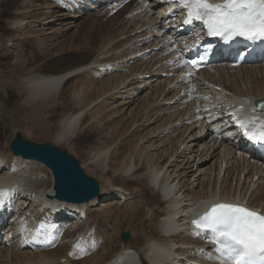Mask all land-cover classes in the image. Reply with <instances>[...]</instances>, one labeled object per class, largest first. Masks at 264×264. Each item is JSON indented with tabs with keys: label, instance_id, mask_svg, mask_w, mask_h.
Segmentation results:
<instances>
[{
	"label": "bare ground",
	"instance_id": "6f19581e",
	"mask_svg": "<svg viewBox=\"0 0 264 264\" xmlns=\"http://www.w3.org/2000/svg\"><path fill=\"white\" fill-rule=\"evenodd\" d=\"M210 2L221 3L223 2V0H210ZM134 3L135 0L133 1V4ZM146 3L149 4H146L145 10L141 12L142 17L145 19V21L143 20V23H138L141 24L140 27L135 28L137 32H140L139 34L131 33L132 39L129 40L128 43L130 44L132 42V44L130 46H124V50L120 48L116 50H111L110 48L108 49L107 46L110 43V40L108 39L109 42L107 43L106 36L105 45H103V47L97 52H95V49L93 50V48L91 49L89 47H85L84 51L73 58H55L53 57V55L55 54H49L51 57H53L52 61H49L48 63H45L43 65H39L31 69L30 71L28 70V73L24 72V70L28 66L34 67L35 59L32 58L31 60L29 57H25L26 64L23 66V68L20 69V71L22 72L20 73V75H23V73H25L26 75H28V77L26 81H24L23 79V83L19 84L20 89L18 90L21 95H23L22 105L39 107L49 106V110H55L59 108L58 106L62 107V105L65 104L62 103L61 100H65L67 98L68 90L66 89V87L67 85H69L73 77L81 75L84 78L88 76V71L95 68H97L98 72L95 70L96 72L93 71L91 73L96 77L97 75H101L102 73L109 74L108 72H102L100 70L101 66L107 64L120 71L129 66L130 62L135 63L134 61H132V57H134L138 53L144 52L149 49H151L152 51L155 48L162 49V45L164 44L163 40H159L157 38V33L154 34L151 32V30L156 29L160 24L159 20L161 19V17L159 16V14L166 9L164 5L165 1L160 2L158 0H154L152 2L147 1ZM143 5L144 4L142 2L139 7H137V4L135 8H138L137 10H139ZM49 6L50 5H47V9H49ZM131 6V3H129L127 9L129 10V12L133 13L134 10L131 9ZM115 18L116 19L112 23H109L110 27H106L107 29L117 28L116 22H118L120 19L117 21L118 18ZM22 23L23 22L21 21V19L17 18L12 22V27H7L4 24H0V32H3L4 30L5 32L8 31V33L12 32L11 29L15 30L19 27H23L22 25L24 24ZM152 38H154L153 43L147 44L146 41H144ZM11 41L12 40H9L7 44L10 45ZM29 42L28 43L31 44V42L33 41ZM13 46H15V44L10 46L11 49ZM18 49L16 48V50ZM104 49L108 50L106 51ZM118 50H121V52L117 53L116 56H108L110 53H114ZM10 51L12 53V50ZM125 52L128 53V55L130 54V56L126 55ZM58 53L60 54V51ZM59 56L64 55L62 53V55ZM113 56L115 58L112 59ZM157 57L158 55L154 56V58L150 61L143 62L144 66H141L138 69L134 68L135 70H131V75L129 77L127 76L125 78V76H123V78L125 79H122V76L114 75L112 79L110 78L104 80V82H101L99 79L94 81L92 80V82L84 80L83 83L85 84L76 92V94H78V97L73 93L71 94L73 95V97L75 96V102L77 104L79 100L78 105H81L83 103L86 108L87 105L90 107L92 105L94 106L91 100L90 103L92 105H89L87 99L92 97L96 98V96H92L95 95V93L99 94V96L97 95L98 98H100L101 96V98H103L106 92L112 91L113 93L117 91L115 92L116 94H114V96L118 94V96H120V93H122L120 91L121 88L127 89V92L135 90L136 92L141 93V91L143 92V90L151 87V85H153L154 83L152 81H143V77L151 68V64L153 67L161 65L162 61H156ZM15 58L17 59V57ZM128 58L129 60H131L129 61ZM126 62H128V65L124 66L123 64ZM149 74H151V72H149ZM134 75L136 77H134V79H131V77ZM199 75L203 76L202 78L204 79L206 86L209 87L206 92L208 94L206 102H215V105L218 109L227 108L230 110L231 102L234 99L240 101V103L243 105H246L247 103L250 104L251 102L252 104H254L255 101L258 102L260 100H264V63L257 66H244L237 69H232L228 65L222 64L210 70L203 71ZM19 80H21V78ZM135 80L136 82L132 84V82ZM9 82L13 87L14 84L12 83V81ZM163 83L165 84L160 93H157L158 90L155 89L154 96H156V99L152 98V103H150V101L148 100L149 103L146 105L143 100V106L137 108V111L134 113H137V116H133L134 111L130 113L131 118H133V121L131 120L132 124L135 122V118L140 115L142 116L137 122L141 123L142 121L143 128H148L154 123H160L159 125H156L149 130H142V133L143 131H145V133H143L140 137H137L133 141L131 140L130 142H135L136 144H138L137 146L135 145L136 147L134 146V148L129 149V153L125 155L124 153L127 150L124 149L122 152L120 151V153L115 154L114 157L107 156V154H104L103 151L95 152V155L93 154L94 151L88 153L91 161L90 164L93 167L92 171H95V173L99 174V176H101V172L105 175L110 172V176H106L105 185L100 190V195L88 203L72 204L56 200L53 197V180L48 168L33 159L25 160L20 156L16 157L12 155L10 151L8 152V149L6 148L3 152V147L0 145V190H4L9 193V196L6 198V203L9 200L16 203V219H18L19 221V226H22L25 229H30L31 227H35L38 220H44L45 218H49L53 225L56 224L55 226H53V229L56 230V246L53 249L38 250L35 252L23 251L22 249H20V245L17 240L12 244L11 247L0 249V264H77L73 263L72 261H75V258L79 255L77 250L75 251V256L71 257L68 253L70 249L67 251L68 248L65 246L66 244L61 246L59 245L60 242H65L66 240H68V237L73 236V234L69 233V230L72 227L75 230L78 227L83 228L84 224L87 223L86 220H88L89 216L94 215L93 213H98V218L96 217L97 219L104 220L109 216L111 220L115 217V220L113 221L114 223L112 225L116 226V229L119 228L118 225L120 223L127 224L129 225L128 227H130L138 222L139 218L143 214H141V210L143 209H149L145 212L147 213L146 219L150 220V223H155L153 224V228L155 231L150 230L151 232H153V234L145 232L144 227H148L150 226V224H145L143 221H141L142 227L138 228L137 232L133 231L132 235L130 233V238H128L127 244H124V241L121 238L122 231L120 229L119 231L113 228L114 230H112V233H110L111 235L109 236V239L106 238L107 235L105 237L107 243L106 246L101 248L100 246H96L95 244V250L90 252L93 256L90 257L85 255L83 258H79L80 263L78 264H129L131 262H133L134 264H176L178 262H181L183 259L202 261V257H200V255L194 249L197 246L206 245V243L203 242L201 238L191 236V234L195 232L192 230V227L190 225L184 224L186 227H182L179 230L178 226L176 225L178 218V223L189 222L190 218L196 215V205L198 211L201 208V211H204L205 207L208 208L207 205L209 204V201L215 196H219L218 198L220 200H233L236 198L247 200L249 206L253 208H262L264 212V163L255 159L253 156H250L249 151L245 147V144L242 143L240 139L236 141L232 146V144L222 138L208 139V134L206 136H199V124L192 125L191 123L193 121H196V117L198 113L201 112L203 108L202 104L205 103V101L194 100L184 109L183 107H181L179 102H181V100H186V98L179 99L178 97L180 92H177L175 89H170V85H172L173 82L166 81ZM4 88V83L0 78V91ZM202 88L205 89V87ZM152 92H150V94ZM12 93L13 92L10 93L9 102L15 100L16 96ZM83 93L84 96H82ZM113 93H109L108 95L106 94L105 96L109 97V95L111 96V94L113 95ZM63 94H65V96ZM136 94V96L139 95L138 93ZM243 97H245L246 99H243ZM135 98L136 97L134 96V99ZM130 99L132 98L130 97ZM97 102H99V100ZM106 103V101H103L101 104H98L96 107H94L93 110H91L92 112L90 113V119H94L97 115V112L99 113L101 111V114H104L102 113V109L104 111V109L108 107L106 106ZM109 103L113 104L111 100ZM171 103H175V105H167ZM129 104L130 102L126 103L124 101L122 106L126 107V105ZM118 105L121 104L119 103ZM161 106L162 109L159 111L158 107ZM209 106H211V104ZM66 107L67 106H63V108ZM114 109L115 108H113V110ZM171 110H175L176 113H173L171 117L161 118L162 113L164 114L165 112H169ZM119 113H121V111L116 110V113L113 114L117 115ZM141 113H143V115ZM9 114L10 116H12V114L14 113L12 110H10ZM82 114L78 110H76V113H72L71 111L70 114H68L59 123L60 130H58V132L54 135V140L56 142H64V140L70 141L73 140V138L77 137L79 133H81L82 129ZM200 116H203V114H201ZM96 118L95 120H97ZM162 119H166L165 122L162 121ZM261 121H264V119H262ZM13 122L15 123L16 121ZM112 122L113 121L107 122L109 123L108 128L112 127L114 129L112 134H108V138L105 137L109 140V143L110 141L114 143V141L122 136V132L119 128L120 121L114 124H112ZM9 123L11 124L12 121H0V141L8 131L7 125ZM180 125L184 126V134L183 136L181 134L180 138L178 136V140H174L171 135L178 130V127ZM41 128L44 129V127ZM143 128L135 131L133 136L140 134L141 129ZM16 129L19 130L18 128ZM95 131H93L92 133L94 134ZM98 131L97 134L100 132ZM204 131L205 130H203V132ZM107 133L109 132L107 131ZM15 134L16 130L13 129V136H15ZM186 134V139H183ZM233 134L235 135V132H233ZM161 135H164L163 139H166L168 137L167 140L164 141L168 142V146H170L166 149H163L162 151H159V153L155 156V153L152 152L155 146L154 141L156 138H160ZM78 138L79 137H77V139ZM174 141H177V143H173ZM107 143V141L106 143H103V145L106 146L105 148L109 146ZM140 144L142 146L137 149ZM157 148L154 150L156 151ZM97 150L95 149V151ZM148 151L149 153L146 154ZM147 156L148 158L150 156H155L157 157V159L155 161L150 160L147 159ZM108 157L110 158V161L108 160ZM116 159L118 160V162H115ZM14 161L15 166L13 165L14 167L10 169ZM151 162L153 164H151ZM27 164L37 165L40 167V170L36 169L30 172L28 170V167L26 166ZM2 166L4 167L5 171L1 170ZM6 166H8L9 168L6 169ZM43 169L49 173V176L48 178H45L44 181H40L37 178L38 175L43 172L41 171ZM223 170L224 175L223 178H221ZM236 173L237 178H235ZM33 175L34 177L36 176V180L34 179L35 181L32 180L33 178L31 179ZM231 178L233 181L234 179L237 180L235 189L230 184L229 179ZM117 181H119L120 184H118ZM48 183L49 186H47ZM196 186L199 188L197 190L198 192L195 194L193 193L194 195H191V190H194ZM125 188L131 189L132 193L137 195L138 197L141 196L142 193L145 194V191H147L151 197L149 199L145 198V200L139 202L136 207L133 206V208L131 209L117 211L112 208V205L114 204L113 201L116 199L125 201L129 199V196H131V194H127V190ZM145 197H147L146 194ZM192 203L195 204L193 205ZM151 204H154V206H152ZM150 205L151 207L148 208ZM19 206L22 207L19 208ZM63 211L66 213L65 217L61 216ZM156 212H158V215L156 214ZM73 215H75V219L71 220L73 218L70 217ZM83 215L86 217L81 221L80 216ZM66 221H68L69 223L71 222V227L69 226V230L61 235L64 228L62 230H59V228L62 227V224H66ZM32 222L34 223L32 224ZM184 230L186 231V235ZM88 231H84V234L87 235V237H85V245L87 246L86 248H91L93 243H95L94 241L96 239V234L93 231ZM180 231L184 232L177 233ZM128 233L129 232H124L122 234L126 235ZM116 236L117 239H119L120 237V241L122 242L121 243L119 241L120 245L118 248H115L113 246L114 239L117 240L115 238ZM184 245L189 247L187 251L181 249V247ZM162 255L164 257H162Z\"/></svg>",
	"mask_w": 264,
	"mask_h": 264
},
{
	"label": "rangeland",
	"instance_id": "374dc122",
	"mask_svg": "<svg viewBox=\"0 0 264 264\" xmlns=\"http://www.w3.org/2000/svg\"><path fill=\"white\" fill-rule=\"evenodd\" d=\"M145 1L143 0V4H149L146 2L147 1L152 2L153 0H147L146 2ZM163 1H165V0H163ZM128 4L122 8L123 13L120 11V13H117L118 15L113 14V12H111L110 9H104V10L100 9V13H96V14L92 13L89 15L87 14V15L80 16V15L67 14L66 11H64L65 9H62L63 6L62 7L59 6L60 4H58V2L55 0H47V1L46 0H6V1L0 0V8H1L0 9V21H1L0 24H2V25L4 24L7 27H12L13 26L12 22L17 18L21 19V21L23 22L22 24H24V25H22L23 27H21V28L19 27L15 30L11 29L12 32H9V33H8V31L5 32V30L3 32H0V78L2 79V81L4 83V87H5L3 90L0 91V100H1V102H0V104H1L0 105V121H12L11 124L10 123L8 124L10 126L7 125L8 131L1 138V141H0V145L3 147V152H4L5 148L8 149V152L10 151L9 150L10 141H12L15 137V136H13V129L18 128L19 130H21L23 132L24 136L28 140L36 141L40 144L50 143L53 146L61 149L62 151L70 154L71 156H73L77 161H79L81 167L83 168L84 172L88 176L93 177L94 179H96L100 182L101 189H102L103 186L105 185L106 176L107 175L110 176V172H108L106 175L101 172V176H99V174L95 173V171H92L93 167L90 164L91 161H90V157H89L88 153L94 151L93 152V154H94L95 152H98V151L102 152L103 151L104 154H107V156L114 157L115 154L120 153V151L122 152L125 149V150H127L125 153L123 152L125 155V154L129 153V149L134 148L135 145L136 146L138 145L135 142L132 143L130 141L131 140L133 141L134 139H136L137 137H140L143 133H145V131H143V133H142V130H149V129L155 127L156 125L160 124V123H157V124L154 123L151 126H149L148 128L147 127L143 128L142 127V121H141V123L137 122L142 117L141 115L138 116L137 118H135V120H134L135 122L132 124L133 118H131L130 113L134 111L133 112V114H134L137 111V108H140L141 106H143L142 105L143 100H144V103L146 105L149 103V101H150V103H152L153 101H151V99L156 97V96H154L155 95V93H154L155 89L158 90L157 93H160L163 89L164 84H165L163 82H160L157 85L155 84L156 86L154 85L153 87H151L154 90L151 94H150V92L148 93V90L147 91L143 90V92L145 91V93H143L141 91L142 94L140 92H136L135 90L129 91L130 92L129 93V92H127V89H122V88L120 90L122 92V93H120V96H118L119 94L114 96V94H116L115 92H117V91H115L114 93H113V91L112 92H106L107 95L109 93H113V95L112 94H111V96L109 95L110 98L105 96L106 94L103 96V98H101L102 96L100 98H98L97 95L99 96V94L95 93V95H92V96H96V98L92 97V98L87 99L88 104L89 105L91 104L90 103V100H91V102H92V104H94V106L91 104L92 105L91 107L87 105V107L85 108L83 103L81 105H78L79 100H78V104L75 102V96L77 95V97H78V94H76V92L78 91L79 88H82V86L85 84V83H83V81L87 80V81L92 82V80L94 81V80L99 79L101 82H104V80H107L110 78L112 79L114 76V75H110V74H106V73H102V74L100 73L101 75H97V77H96L94 74L91 73V72L95 71V69H93V70L88 71L89 72L88 76H86L84 78L81 75H77L71 79L69 85H67L68 88L66 87V89L68 90L67 91L68 94L66 93L67 98L65 100L64 99L61 100V102L65 103L66 105L64 104V105H62V107L58 106L59 108H57L55 110H49V106L48 107L26 106V105L23 106L22 105L23 95H21V93L18 91L20 89L19 84L23 83V79H24V81H26L27 77H28V75H26L25 73H23V75H20V73H22L20 71V69L23 68V66L26 64L25 57H29L31 60H32V58L35 59L34 67L28 66L24 70V72L28 73V70L30 71L31 69H33L39 65H43L45 63H48L49 61H52L53 57H55V58H57V57L73 58L75 56H78L82 51H84L85 47H89L91 49L93 48V50L95 49L94 51L97 52L99 49H101L103 47V45H105V41H106L105 37L106 36H107V43L109 42L108 39L110 40V43L107 46L108 49L110 48L111 50H116V49L120 48V49L124 50L125 49L124 46H128V45L130 46L132 44V42L130 44L128 42H129V40L132 39L131 33L139 34L140 31L137 32L135 28L140 27L141 24H138V23H140V22L143 23V20L145 21V19L142 17V14H141V15H137V16L133 17L132 19H130L131 22L125 20L123 16L127 15L129 17V15L132 14V12H129V10L127 9ZM134 4L135 5H133V6L136 7L137 4L136 3H134ZM140 4H142V3H140ZM140 4H138L137 7H139ZM47 5H50L49 9H47ZM121 5H122V3L120 4V6ZM44 7H46V8H44ZM125 8H126V10H125ZM137 9L138 8H136V10ZM27 10H28V12H27ZM101 11H102V13H101ZM111 16H114V17H111ZM115 17L118 18L117 21L120 19L118 22H116L117 28L116 29H114V28L113 29H107L108 27H110L109 23L110 22L112 23L116 19ZM121 21H122L123 25L121 24ZM112 26H113V24H112ZM133 30H135V31H133ZM109 35H110V37H109ZM9 40H12L10 45L7 44V42ZM29 41H33V42H31V44H29L30 43ZM4 42H6V43H4ZM13 44H15V46H13L11 49L10 46ZM125 44H127V45H125ZM121 45H122V47H121ZM16 48L17 49L19 48V49L16 50ZM65 49H66V51H65ZM10 50H12V53ZM46 50H47V52H46ZM63 50H64V52H63ZM104 50H106V49H104ZM133 50H135V49H133ZM17 51H19V52H17ZM25 51H26V53H25ZM59 51H60V54L58 53ZM67 51H69V52H67ZM102 52H105V51H102ZM115 52L110 53L108 56H110V55L116 56V54L121 52V50H118ZM62 53L64 56H59V55H62ZM49 54L50 55L55 54V55H53V57H51ZM126 55H128V53H126ZM114 56L112 57V59L115 58ZM128 56H130V54ZM15 57H17V59ZM46 57H49V58H46ZM134 57H132V58H134ZM49 59H51V60H49ZM128 60H129V58H128ZM141 66H144V64L143 63L137 64V65H134L133 67H130V68H128L129 66H127L126 67L127 69L124 68L126 70H124V69L120 70V71H122L120 73L121 75L120 74H115V75L116 76H118V75L122 76V79H125L127 76L129 77L131 75L130 74L131 70H135L136 68L138 69ZM104 76H106V77H104ZM123 76H125V78H123ZM132 77H131V79H134V77H136V76L134 75ZM20 78H21V80H19ZM9 81H12V83L14 84L13 87L11 86V83ZM135 82H136V80L133 81L132 84H134ZM81 83H82V85H81ZM130 84H131V82H130ZM168 88H169V86H168ZM131 89H132V87H131ZM9 91L13 92V94L16 96L15 100H14L15 105L11 109L14 113V114H12V116H10V114H9V111H10L8 109L9 107L4 105L5 102H7L9 100V93H8ZM71 93H73L75 96L73 97V95ZM136 93H138L140 96L138 95L139 98H135V99H137L135 101L134 96L137 97ZM63 95L65 96V94H63ZM149 95H151V96H149ZM172 95H173V93H172ZM82 96H84V93ZM77 97H76V99H77ZM104 97H105V99H104ZM130 97L132 99H130ZM145 97H146L147 101L149 100L148 102L145 100ZM96 100L97 101L99 100V102H97ZM110 100L113 102V104L109 103ZM130 100H132V101H130ZM3 101H4V104H2ZM103 101L107 102L106 106H108V107L106 109H104V111L102 109V113H104V114H101V111L99 112L100 114L97 112V115H96L97 118H96V116H95V118L99 121L95 120V118L90 119L91 118L90 113L92 112L91 110H93L94 107H96L98 104H101ZM124 101L126 103L130 102V104L126 105V107H123L122 105H123ZM117 103L118 104L120 103L121 105H118ZM82 105H83V107H82ZM63 106H67L66 107L67 109L63 108ZM155 107H157V106H155ZM113 108H115L114 109L115 112H114ZM111 109L113 110V112ZM148 109H150V108H148ZM76 110L80 111L81 114L83 113L81 115L83 117V118L81 117V119H82L81 121L83 122V123L81 122V126H82L81 133H83V134L79 133V135L77 136V137H79L78 139H77V137H75V138H73V140H70V141L64 140V142H62V141L56 142L54 140L55 139L54 135L58 132V130H60L59 123L68 114H70L71 111H72V113H76ZM116 110L121 111V113L114 115L113 113H116ZM177 112H181V111H177ZM153 113H154V111H153ZM175 113H176V111H175ZM141 114L143 115V113H141ZM104 115H107V116H104ZM133 116H137V113L134 114ZM166 117H169V116L166 115ZM166 117H164V118H166ZM102 119H103V121H102ZM165 120L166 119H162V121H164V122H165ZM13 121H16V122L14 123ZM111 121H113L112 124L120 121L119 128H120V131L122 132L121 133L122 136H120L119 138L117 137L118 139L116 141H114V143H112L111 141L109 143V140L105 138V137L108 138V136H109L108 134L113 133L114 129L112 127L108 128L109 123H107V122H111ZM99 125H100V128H99ZM130 125H131V127H130ZM106 126H107L108 130L106 129ZM41 127H44V129L46 131L44 129H42ZM103 127H105V128H103ZM95 128H96V131H95ZM140 128H143V129H141V133L136 135V136H133L134 132ZM183 129H184V126H183L181 132L175 131L173 133L174 135L173 134L171 135L172 138L174 140H178V136H179V138L181 137L180 136L181 134L183 136V134H184ZM85 130H86V132H85ZM103 130H105V131H103ZM93 131H95L94 134L92 133ZM97 131L99 132L98 134H97ZM107 131L109 133H107ZM174 136H175V138H174ZM186 136H187V134L183 137V139H186L185 138ZM163 137H164V135H161L160 136L161 139L156 138L154 141L155 146H154L152 152L155 153V156L159 153V151H162L163 149H166L167 147L170 146V145L168 146V144H169L168 142L164 141V140H167L168 137L166 139H163ZM183 139H182V141H183ZM106 141L108 142L107 144L109 145L107 147L108 149L105 148L106 146L103 145V143H106ZM164 142H165V144H164ZM159 143H161V144H159ZM173 143H177V141H174ZM140 146H142V145L140 144L137 147V149H139ZM158 146H160V147H158ZM71 148H72V150H71ZM97 148H98V150H97ZM156 148H157V150L155 151L154 149H156ZM95 149L97 151H95ZM107 150H109V151H107ZM109 152H110V154H109ZM10 153H11V151H10ZM148 153H149V151L146 154H148ZM155 156L154 157L150 156L149 158L147 156V159L155 161L157 159V157H155ZM109 157H108V160L110 161ZM132 159H133V157H132ZM115 162H118V160L116 159ZM151 164H153V163L151 162ZM13 165L15 166V163H13L11 165L10 169H12L14 167ZM26 166L28 167V170L30 172H32L33 170H36V169L40 170V167L37 165H30V164L28 165L27 164ZM5 168L7 169L9 167L6 166ZM1 170L5 171L3 166L1 168ZM41 171H43V172H41L40 174H43V176L45 175L46 178H48L49 173L44 169ZM90 173H91V175H90ZM223 175H224V170L222 171L221 178H223ZM35 177L33 175L31 177V179L33 178L32 180L35 181L36 180ZM235 178H237V173L235 174ZM52 180H53V177H52ZM229 181H230V184L235 189L237 180L234 179V181H233L231 178V179H229ZM53 182H52V185H53ZM231 182H233V183H231ZM117 183L120 184L119 181H117ZM47 186H49V183ZM198 189L199 188L196 186L194 188V190H191L192 192H190V194L194 195L195 193L198 192L197 191ZM126 190H127V194H131V196H129V199L125 200V201L121 200V199L114 200L113 201L114 204L112 205L113 209H115L117 211H119V210L124 211L127 209H131V208H133V206L136 207L137 204H139V202H141L142 200H145V198L149 199L151 197L147 191H145V194L147 197H145L144 193H142L141 196L138 197L137 195L132 193L131 189H126ZM136 202H138V203H136ZM151 205L154 206V204H151ZM151 205L148 208H150ZM19 207L21 208L22 206H19ZM148 210L149 209L141 210V214L142 213L143 214L141 215V217L139 218V220L136 224L128 227L129 225L120 223L118 225V227H119L118 229L115 228L116 226L112 225L114 223L113 221L115 220V217L111 219L112 221L110 220L109 216L107 218H105L104 220L103 219H97L98 213L97 214L93 213L94 215L89 216V218H88V220L90 219L89 220L90 222L88 220H86L87 223L84 224L83 228L78 227V228H76V230L73 227L69 230V228L71 226L65 227L64 229H63V227L59 228V230L63 229L61 235L66 233L68 230H69L70 234H72L73 232L76 231V233H73L72 238L68 237V240H66L65 242L64 241L60 242L59 245L61 246V245L67 244L65 246L68 248L67 250L70 249V251H69L70 256L74 257L75 256L74 254H76L75 253L76 249L73 247V245H69L68 242L71 240L75 242V240L80 239L83 236L87 237V235L84 234V231L89 230L88 232H90L92 229V231L95 232V234H97L99 236V238H101V239L104 238V243L103 242L99 243L100 239L97 241V243H95L96 246H100L102 248V247H105L107 244L106 239H105L106 235H107L106 238L109 239V236L111 235L110 233H112V230H114V229L119 230L120 229L122 231V233L129 232L132 235L133 231L137 232L138 228L142 227L141 221H143L145 224L146 223L150 224V226L144 227L145 232H149L150 234H153V232H151V231H155L153 228L154 227L153 224H155V223H150L149 222L150 220L146 219L147 213H145V212ZM156 214L158 215V212H156ZM74 216L75 215L70 217V218H73L71 220L75 219ZM151 220H153V219H151ZM75 221H73V222H75ZM92 224L99 230L98 232L100 234H102L103 237L98 234L96 229H93ZM69 225H71V222L69 223ZM122 233H121V235H122ZM82 234H84V235H82ZM70 238H71V240H70ZM115 238L117 239V236ZM81 241L85 243V241H83V240H81ZM119 241H120V237L117 240L114 239L115 244L113 243V246L115 248L119 247L120 242H121V241L120 242ZM77 252L79 253V251H77ZM78 256L75 258V261L72 260L73 263H77V264L80 263ZM87 256L92 257L93 255L90 253Z\"/></svg>",
	"mask_w": 264,
	"mask_h": 264
},
{
	"label": "snow or ice",
	"instance_id": "6c2138e0",
	"mask_svg": "<svg viewBox=\"0 0 264 264\" xmlns=\"http://www.w3.org/2000/svg\"><path fill=\"white\" fill-rule=\"evenodd\" d=\"M62 6L68 7L65 0H59ZM179 3L186 10L187 19L184 24L193 21L200 22L211 37H219L225 43L237 38L256 43L264 42V0H223L212 3L210 0H170ZM211 54L205 50L198 59H189L185 64L196 67ZM259 107L264 109V101ZM249 121L237 120V125L253 144L264 147V123H260L254 130L249 131ZM9 193L0 190V210L6 203ZM198 231L195 235L208 233V242L216 245V257L206 254V258L215 260L216 264H264V215L245 206L235 203H217L210 207L199 219L192 221ZM41 225L32 235V241L47 250L54 240L52 229L45 230ZM79 257L83 258L95 250V243L91 248L78 244Z\"/></svg>",
	"mask_w": 264,
	"mask_h": 264
},
{
	"label": "water",
	"instance_id": "95a60500",
	"mask_svg": "<svg viewBox=\"0 0 264 264\" xmlns=\"http://www.w3.org/2000/svg\"><path fill=\"white\" fill-rule=\"evenodd\" d=\"M8 93L10 99L11 92ZM6 105L12 108L15 101L8 100ZM9 149L14 156L33 159L51 170L54 177L55 198L59 201L75 204L88 203L100 194L99 182L87 176L73 156L50 143L40 144L30 141L25 138L21 130H16ZM39 179L44 181L45 176L40 175ZM128 238H130L129 233L122 235L124 242H127Z\"/></svg>",
	"mask_w": 264,
	"mask_h": 264
}]
</instances>
